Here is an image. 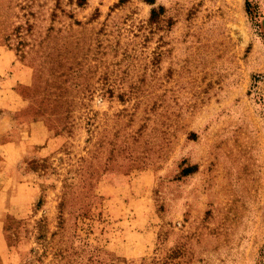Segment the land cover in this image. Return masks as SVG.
Wrapping results in <instances>:
<instances>
[{"label": "rangeland", "instance_id": "rangeland-1", "mask_svg": "<svg viewBox=\"0 0 264 264\" xmlns=\"http://www.w3.org/2000/svg\"><path fill=\"white\" fill-rule=\"evenodd\" d=\"M154 1L0 0V264H264V0Z\"/></svg>", "mask_w": 264, "mask_h": 264}, {"label": "trees", "instance_id": "trees-1", "mask_svg": "<svg viewBox=\"0 0 264 264\" xmlns=\"http://www.w3.org/2000/svg\"><path fill=\"white\" fill-rule=\"evenodd\" d=\"M146 1L150 2L151 4H154V3H155L154 0H146ZM160 9H163V7H160ZM156 12H157L156 8H153V9H152V16H153L154 14H156ZM187 172H188V173L192 172V169L188 168V169H187Z\"/></svg>", "mask_w": 264, "mask_h": 264}]
</instances>
